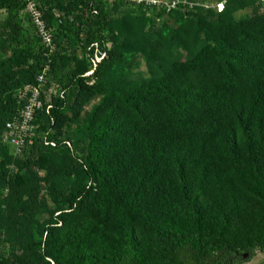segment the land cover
Here are the masks:
<instances>
[{
  "label": "trees",
  "instance_id": "16d2710c",
  "mask_svg": "<svg viewBox=\"0 0 264 264\" xmlns=\"http://www.w3.org/2000/svg\"><path fill=\"white\" fill-rule=\"evenodd\" d=\"M38 2L56 24L47 56L40 42L22 39L20 0H0L9 10L0 30L17 48L0 65V126L16 110L13 92L36 85L44 67L43 89L63 90L36 109L22 168L0 176V264H242L264 251V13L256 0H228L221 11L161 8L176 25L135 32L125 19V36L104 33L102 0ZM248 5L251 15L231 17ZM72 40L114 43L94 70L102 84H85L88 67ZM139 55L148 75L131 77ZM109 70L115 76L104 83ZM91 97L83 137L69 146L51 131Z\"/></svg>",
  "mask_w": 264,
  "mask_h": 264
},
{
  "label": "rangeland",
  "instance_id": "374dc122",
  "mask_svg": "<svg viewBox=\"0 0 264 264\" xmlns=\"http://www.w3.org/2000/svg\"><path fill=\"white\" fill-rule=\"evenodd\" d=\"M33 1L36 5V9L41 13L46 27L48 28L53 39L54 34L56 33V24L53 22L52 24L48 25L43 15L42 6L39 4L38 0ZM226 1L228 0H180L179 11L183 13L184 11H187L191 8H193L191 10L212 9L213 11H221ZM102 2L103 10L107 15V24L104 29V33L106 35H111L117 31L119 33L121 32V34L125 36L126 34L122 29L125 19L131 21V27H133L135 32H140L143 28L145 30L155 29L157 27H161L164 23H168L172 26L177 24V19H169V17H167L165 14L161 12L160 14L159 11L162 10L161 8L149 6L144 3H136L129 0H102ZM254 7L259 9V13H264V0H256ZM252 9L253 7L251 5L245 6L244 8L239 9L231 14V17L238 18L249 16L252 14ZM8 14V9H0V21L6 18ZM17 18L22 25L21 35L23 41H31L35 43L37 41L40 42L43 47V55L47 56L51 51L46 52V46L39 36L37 29L31 22V17L26 9L24 0H20V4L17 8ZM119 41H121V39H119ZM113 45L114 43L112 41H105L102 43L101 48L96 44L94 45V48H92L90 45L82 48V44L75 40H72L68 44V47L71 51L84 54L88 68L81 74V76L84 78L85 84L91 85L94 81V78L97 77L98 81L101 83V79L99 78L100 74L97 77L93 76L94 70L97 64L100 63L103 58L107 57L108 50L112 48ZM16 49L17 48L15 45L9 44L8 41H6V38L0 30V65L8 64V62L13 59ZM173 57L182 59L181 51H177ZM137 58L139 61V66L127 69V74L131 77L148 75L146 60L141 55L137 56ZM81 69L82 67L79 68V72ZM103 76V82L108 83L111 79V76L115 75L112 70H109L103 73ZM116 78H118V76H116ZM62 91V88H59L55 84H52L48 90H44L43 86H41L37 98L40 101V104L34 108L31 119L28 123V128L18 127L15 129H8L5 127V123L13 119L17 122L19 120V110L29 101L30 97L32 96L30 85H24L13 92L12 99L16 104V110L14 114L9 119L5 120L0 126V176L3 174L4 169L13 170L18 167L22 168L26 159V153L24 150L33 142V138L37 137L35 122L36 109H39L42 106V99L49 100L50 93H62ZM94 99L95 98L93 97L89 98V100L81 105L77 111L71 108L67 112V115L63 117L59 129H52L51 132L60 133V137L65 139V142L69 146L80 142L84 134L83 118L86 116L87 111L93 104ZM48 106L49 105H47V107ZM73 110L75 111L76 116L74 115ZM12 139H14V141L17 143L12 141ZM42 140L44 141V144L48 143L45 136H42ZM38 144H40V141H38ZM5 195L6 190L0 181V213L2 211V201L5 198ZM44 223L45 222H42V227ZM2 238L3 234L0 231V247ZM242 264H264V251L256 250L254 255L250 259L244 261Z\"/></svg>",
  "mask_w": 264,
  "mask_h": 264
},
{
  "label": "built area",
  "instance_id": "2783aa9c",
  "mask_svg": "<svg viewBox=\"0 0 264 264\" xmlns=\"http://www.w3.org/2000/svg\"><path fill=\"white\" fill-rule=\"evenodd\" d=\"M136 3H144L149 6L162 8L166 12H169L173 9L179 7L180 0H129ZM27 11L30 14L31 22L37 29L39 36L41 37L46 48L51 51L53 49V39L52 36L46 27L44 19L41 13L36 9V5L33 0H24ZM191 6V5H189ZM46 67L43 68L42 74L38 76V83L36 85H30L32 90V96L29 101L19 110V120L16 122L14 119L7 121L5 127L8 129L15 128H28L29 120L31 119L33 110L36 106L40 104V101L37 99L38 94L41 89V82L44 81L43 73L45 72ZM49 108V106L47 107ZM14 141V139H12ZM16 142V141H14ZM17 143V142H16Z\"/></svg>",
  "mask_w": 264,
  "mask_h": 264
},
{
  "label": "water",
  "instance_id": "95a60500",
  "mask_svg": "<svg viewBox=\"0 0 264 264\" xmlns=\"http://www.w3.org/2000/svg\"><path fill=\"white\" fill-rule=\"evenodd\" d=\"M243 257H247V253H243Z\"/></svg>",
  "mask_w": 264,
  "mask_h": 264
}]
</instances>
